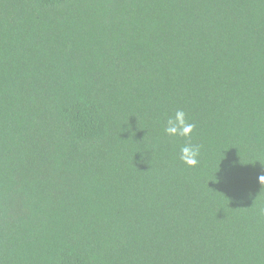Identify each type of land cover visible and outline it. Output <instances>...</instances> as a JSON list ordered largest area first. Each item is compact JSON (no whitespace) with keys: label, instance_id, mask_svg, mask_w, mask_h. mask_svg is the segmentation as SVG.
Segmentation results:
<instances>
[{"label":"trees","instance_id":"obj_1","mask_svg":"<svg viewBox=\"0 0 264 264\" xmlns=\"http://www.w3.org/2000/svg\"><path fill=\"white\" fill-rule=\"evenodd\" d=\"M262 175L264 0H0V264H264Z\"/></svg>","mask_w":264,"mask_h":264},{"label":"clouds","instance_id":"obj_2","mask_svg":"<svg viewBox=\"0 0 264 264\" xmlns=\"http://www.w3.org/2000/svg\"><path fill=\"white\" fill-rule=\"evenodd\" d=\"M196 128L183 109H176L167 117L164 125V134L173 140L184 139L189 141ZM201 145L186 142L179 147V160L189 168H195L200 163ZM259 182L264 185V175L259 177Z\"/></svg>","mask_w":264,"mask_h":264}]
</instances>
